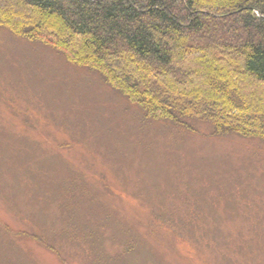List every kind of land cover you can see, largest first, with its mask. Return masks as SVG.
<instances>
[{
  "label": "rangeland",
  "instance_id": "rangeland-1",
  "mask_svg": "<svg viewBox=\"0 0 264 264\" xmlns=\"http://www.w3.org/2000/svg\"><path fill=\"white\" fill-rule=\"evenodd\" d=\"M0 27V264H264V140L150 121Z\"/></svg>",
  "mask_w": 264,
  "mask_h": 264
},
{
  "label": "trees",
  "instance_id": "trees-1",
  "mask_svg": "<svg viewBox=\"0 0 264 264\" xmlns=\"http://www.w3.org/2000/svg\"><path fill=\"white\" fill-rule=\"evenodd\" d=\"M0 27L97 72L150 121L264 140V0H0Z\"/></svg>",
  "mask_w": 264,
  "mask_h": 264
}]
</instances>
